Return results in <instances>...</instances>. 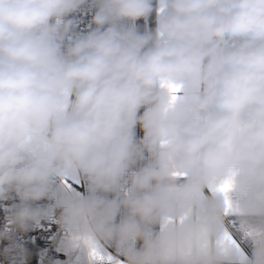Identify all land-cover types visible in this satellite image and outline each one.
Segmentation results:
<instances>
[{"label":"clouds","instance_id":"9594fccd","mask_svg":"<svg viewBox=\"0 0 264 264\" xmlns=\"http://www.w3.org/2000/svg\"><path fill=\"white\" fill-rule=\"evenodd\" d=\"M87 2L0 0L8 224L26 232L58 211L63 250L91 264L94 246L121 264H234V218L246 264H264V0H160L143 32L153 0H90L95 27L75 34L68 17ZM76 177L86 195L57 187ZM229 177L226 215L215 189Z\"/></svg>","mask_w":264,"mask_h":264},{"label":"built area","instance_id":"2783aa9c","mask_svg":"<svg viewBox=\"0 0 264 264\" xmlns=\"http://www.w3.org/2000/svg\"><path fill=\"white\" fill-rule=\"evenodd\" d=\"M95 9L91 7L90 0L76 13H73L68 19L74 21L75 34H86L91 31L95 25L92 24V17ZM136 27V26H135ZM18 201L13 197L8 200H0V232L7 230L24 255L21 257L15 252L7 257L4 254V249L9 245V239H0V264H24L27 255L26 245L29 242L39 240L41 247L38 249L36 262L37 264H57L65 258V254L60 249V240L64 236L65 231H62L57 223L58 211L54 212L49 218L41 220L32 225L26 232L13 229L8 224L7 216L10 213L12 206ZM40 205H48L54 201L42 200L37 202Z\"/></svg>","mask_w":264,"mask_h":264},{"label":"snow or ice","instance_id":"6c2138e0","mask_svg":"<svg viewBox=\"0 0 264 264\" xmlns=\"http://www.w3.org/2000/svg\"><path fill=\"white\" fill-rule=\"evenodd\" d=\"M169 91L172 94L171 100L175 101L177 99L176 93L179 92V87L176 85H168ZM234 188V180L232 177L225 179L223 183L216 187V191L225 194V204H226V215L230 214L233 211L232 201L229 198L228 194L233 191ZM168 221H166L167 223ZM224 240L230 242L233 246L237 248L239 251L238 245L233 234L229 231H225ZM90 257L93 261L98 262V264H121L119 260H116L115 257L111 254H105L99 247H93L90 252Z\"/></svg>","mask_w":264,"mask_h":264},{"label":"crops","instance_id":"0c3cea01","mask_svg":"<svg viewBox=\"0 0 264 264\" xmlns=\"http://www.w3.org/2000/svg\"><path fill=\"white\" fill-rule=\"evenodd\" d=\"M159 3H160V0H154L153 29L155 28L156 10L159 7ZM142 112H143V109H141V113ZM135 136H136L137 139H139L140 137L143 136V131L141 130L139 125H137L136 128H135ZM56 183H57V187L61 190L62 193H66L68 191V184H71V185L74 184V185H77V186H79L81 188L80 191H81L82 195H86L87 194V192H86L87 181L83 177H76L75 179L69 180L67 183H64V182H61V181H57ZM119 219H120V217L118 216L117 217V222L119 221ZM231 225H232L233 231H234V229H238V226H237L238 224H237V222H236V220L234 218L231 221ZM234 233H236V232L234 231ZM66 234H67V232H65L64 238L66 237ZM235 240H236V243L238 245L239 252H240V255H241L242 258L238 259L237 261H235L234 264H246V261L243 258L250 257L252 253H248V251L246 250V248L244 246V243L242 241H240L237 233L235 235ZM62 241H63V237L60 240V249L63 252L64 250L62 248ZM106 251L109 254H111V255L114 254V249H111V250L110 249H106ZM63 254H65V253H63ZM66 258H67V254H65V258L62 261H64ZM62 261H60V262H62ZM84 262H85L84 264H91V261L89 260V258L87 256H85Z\"/></svg>","mask_w":264,"mask_h":264},{"label":"rangeland","instance_id":"374dc122","mask_svg":"<svg viewBox=\"0 0 264 264\" xmlns=\"http://www.w3.org/2000/svg\"><path fill=\"white\" fill-rule=\"evenodd\" d=\"M80 189L81 188L77 185L68 184V191L66 193L82 195ZM234 231L237 233L240 241H242L244 243V246H245L246 250L248 251V253H252L253 245H252L251 241L244 238L243 234L240 232L239 227H238V229H234ZM64 236H63V241L68 238L69 234L67 233L65 238H64ZM107 249L111 250L113 248L109 246ZM63 253L67 254V258L62 262L58 261L57 264H84L85 263L84 258L86 256V254L83 253L79 249H73V250H69L67 252L63 251Z\"/></svg>","mask_w":264,"mask_h":264},{"label":"trees","instance_id":"16d2710c","mask_svg":"<svg viewBox=\"0 0 264 264\" xmlns=\"http://www.w3.org/2000/svg\"><path fill=\"white\" fill-rule=\"evenodd\" d=\"M154 7V0H153ZM153 22H154V11L152 15L149 17L147 22L143 19L136 21V27L139 31H151L153 30ZM41 247V242L39 240L34 242H29L26 245L27 255L24 260V264H37L36 257L38 253V249Z\"/></svg>","mask_w":264,"mask_h":264}]
</instances>
